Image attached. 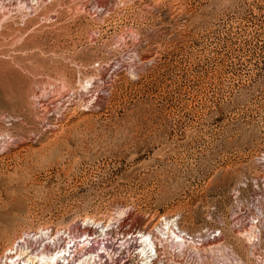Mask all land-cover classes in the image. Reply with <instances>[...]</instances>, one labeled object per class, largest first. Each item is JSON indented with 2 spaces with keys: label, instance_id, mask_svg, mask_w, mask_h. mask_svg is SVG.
<instances>
[{
  "label": "rangeland",
  "instance_id": "1",
  "mask_svg": "<svg viewBox=\"0 0 264 264\" xmlns=\"http://www.w3.org/2000/svg\"><path fill=\"white\" fill-rule=\"evenodd\" d=\"M164 217L264 264V0H0V264Z\"/></svg>",
  "mask_w": 264,
  "mask_h": 264
},
{
  "label": "built area",
  "instance_id": "2",
  "mask_svg": "<svg viewBox=\"0 0 264 264\" xmlns=\"http://www.w3.org/2000/svg\"><path fill=\"white\" fill-rule=\"evenodd\" d=\"M143 234L149 237L146 264H242L219 245V229L205 228L190 234L173 217L142 228L124 218L112 227L104 226L101 232L88 229L70 235L61 241V246L67 245L71 253L78 252L80 256L91 254L92 264H142L138 251ZM253 243L257 244L258 239Z\"/></svg>",
  "mask_w": 264,
  "mask_h": 264
},
{
  "label": "bare ground",
  "instance_id": "3",
  "mask_svg": "<svg viewBox=\"0 0 264 264\" xmlns=\"http://www.w3.org/2000/svg\"><path fill=\"white\" fill-rule=\"evenodd\" d=\"M140 239H141L142 244H141V248L139 249L138 253L139 255H142L141 257L142 264H146L145 259L147 255H146L145 250L148 247L149 237L147 234H143L141 235ZM62 246L63 247L61 248L60 246H58V244L56 245L55 243L54 247L51 250V248H48L47 245L44 244L43 248L39 247L40 249L39 250L35 249V251L34 249L29 248L30 245L20 246L18 251L15 253V255H17V260L14 261L11 259L9 263H14V264H92L91 254L85 253L83 256H80L78 252L71 253L70 249L67 248V245H62ZM11 249L12 248H10V250ZM9 254H12V253H9ZM13 256L14 255H11L10 258H12ZM22 256H24L25 259L22 258ZM7 257L8 256H6V259ZM9 263H6V264H9Z\"/></svg>",
  "mask_w": 264,
  "mask_h": 264
}]
</instances>
